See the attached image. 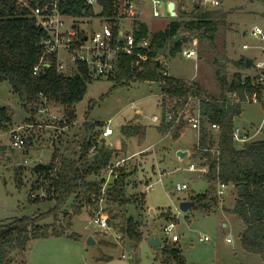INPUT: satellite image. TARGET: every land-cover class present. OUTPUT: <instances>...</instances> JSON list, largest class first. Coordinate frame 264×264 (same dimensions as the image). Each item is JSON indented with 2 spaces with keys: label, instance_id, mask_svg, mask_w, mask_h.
<instances>
[{
  "label": "rangeland",
  "instance_id": "374dc122",
  "mask_svg": "<svg viewBox=\"0 0 264 264\" xmlns=\"http://www.w3.org/2000/svg\"><path fill=\"white\" fill-rule=\"evenodd\" d=\"M168 1L164 0L165 15L156 17L150 6H145L147 14L141 17L151 32L165 30L172 21L177 19L169 14ZM215 5L212 0H178L179 9L182 5L190 10V18H199L204 12L217 14L227 13L226 16H214L219 21V30L216 34V46L220 53L221 62L226 61L230 80L235 74H255L253 66L239 65L236 62L242 58L264 60V54L258 46L263 43L251 35L255 26L264 28V1L263 0H220ZM200 4V5H199ZM97 11L100 3L95 5ZM193 10H196L193 12ZM193 12V13H192ZM102 21L95 17L90 24L82 23L89 30L99 28ZM131 21H127V28ZM251 47L244 49V44ZM187 46L196 47L198 58H188L182 52L166 59L169 75L175 78L194 79L202 88L217 97L222 96L220 81L216 72L215 54L211 46L199 38H194ZM65 55V53L63 52ZM202 56V57H201ZM226 57L228 60L222 59ZM257 58V59H256ZM143 68V65L139 67ZM116 79L94 77L88 81V90L83 100L76 105H66L55 102L46 97H39L36 109L28 112L22 104L12 84L5 80L0 82V107L7 106L14 112L13 121L8 129L0 126V221H10L26 214H39L54 207L56 200L46 195L43 180L38 182L39 176L32 168L40 162L52 161L53 153L70 157H80L84 144L92 140V147L88 149L89 158L107 145L103 138L104 127L108 126V145L116 150L108 168L99 172V178L104 177V191L114 182L116 176L112 174V166L124 168L128 174L127 193L130 203L126 205L129 215H133L141 226L140 230L149 237L143 240L135 249L134 241L129 235L119 232L114 226L102 229L93 219L100 211L108 215L110 208L104 196L100 199V207L94 210L86 205L80 215H73V204L78 203L76 196L71 197L62 206L63 213L54 220L48 218L41 223H54L66 235L50 239H41L31 243L26 251L15 250L12 254V264H28L26 256H122L126 254L131 264H148L154 258L163 256L162 248H156L150 243L153 236L160 237L161 241L176 244L182 249L183 255L190 264H264L261 255L246 251L241 242L240 233L244 225L238 215L226 211L233 207L238 195L233 185H228L226 194L219 197V209L212 213L191 208L182 211L180 204L192 195L205 192L209 183L199 172L189 171V165L199 163L192 156L181 159L178 156V147L188 148L195 153L199 140L198 131L184 129L178 139L172 133H159L158 124L162 120L160 106L162 86L158 81H134L130 85L114 87ZM242 112L237 118V124L246 126L255 136V140L264 138V105L261 102H246L242 104ZM76 107L77 117L68 122L67 111ZM44 108L45 111L40 109ZM141 122L148 126L147 138L141 142L137 137L128 140V147H122L123 134L121 127L127 123ZM140 123V124H141ZM18 131L26 140L23 147H15L12 143L13 134ZM140 143V144H139ZM148 146L144 150L140 145ZM19 166L24 181L22 189L17 187L15 175ZM162 172V173H159ZM152 177V178H151ZM161 177V178H160ZM151 178V179H150ZM154 181L152 189L146 191L148 204L155 209L152 213L145 201V188ZM153 179V180H152ZM178 183H188L189 189L178 191ZM41 186L38 187V185ZM191 200V199H190ZM113 206L112 204H109ZM137 206H143L140 210ZM123 208L115 207V210ZM143 210L145 211L143 213ZM149 210V211H148ZM122 211V209H121ZM171 214L166 218L165 215ZM176 222L171 234H167L165 226ZM228 223V226H224ZM79 236L73 237L70 234ZM177 234L178 242L173 240ZM201 235H208L209 240L202 241ZM94 238L95 243L89 240ZM227 238H232L228 241ZM87 253H86V248ZM36 264H44L36 261Z\"/></svg>",
  "mask_w": 264,
  "mask_h": 264
},
{
  "label": "trees",
  "instance_id": "16d2710c",
  "mask_svg": "<svg viewBox=\"0 0 264 264\" xmlns=\"http://www.w3.org/2000/svg\"><path fill=\"white\" fill-rule=\"evenodd\" d=\"M102 6L100 16H114L113 0H99ZM200 5V4H199ZM64 11L74 16H93L97 13L93 5L86 0H67ZM196 10H193L195 12ZM192 12V13H193ZM190 10L182 8L179 17L172 21L163 31L150 34L151 50L149 60L142 63L140 69L133 64V57L123 54L117 64L114 87L130 85L134 81H158L162 86L164 99L163 119L158 129L162 133L170 132L178 139L184 129L189 128L186 123L173 127V121L164 117L168 95L184 96L188 94L199 95L204 98L202 113L203 127L199 133V140L195 147L194 157L200 164L208 165L209 172L205 174L209 187L205 192L191 196L194 201L192 208L204 213H212L219 209L217 194L219 183L233 185L238 195L233 207L226 211L236 214L241 219L244 230L241 233L242 246L246 251L261 255L264 261V138L251 140L239 145L233 138V130L237 125V118L242 112V104L227 105L218 100L194 79L175 78L163 73L164 65L158 58L176 56L182 48L190 44L194 38L207 42L216 60V72L220 81L222 95L228 91L238 90L245 96V89L249 84L250 93L254 92L250 85L251 78L247 79V86L242 83V74H235L230 80L226 61L221 62L222 55L216 46V34L219 30V21L210 12H204L199 18H190ZM98 15V14H97ZM226 16L221 13L219 16ZM141 31L138 36H147L149 27L140 22ZM45 31L37 24L32 15V5H23L18 0H0V82L8 80L22 101L28 112L36 109L40 95L49 100L60 102L69 106L76 105L84 99L88 90L90 77L86 67L81 66V73L69 75L59 70L57 60L53 59L50 68L35 73L34 68L42 55L41 40ZM181 34L179 42L175 38ZM224 60H228L225 56ZM242 58L236 63L246 65ZM165 96V97H164ZM14 112L7 106L0 107V126L8 129L13 121ZM77 117L76 107L68 109L67 119L72 122ZM207 124L217 123L218 130H212ZM122 147H128V140L137 137L141 142L147 138L148 126L138 123L122 125ZM92 140L84 144L80 157H70L60 154L58 150L53 153L49 163H37L32 171L39 176L38 182L44 181L43 188L49 199L56 200L54 207L39 214H26L10 221H0V264H12L13 252L29 247L31 241L51 236L66 234L56 227L54 223H41L50 217L57 220L63 213L62 206L76 196L78 203H74L73 215H80L86 205L95 211L100 207V199L104 196L110 208L109 226H114L134 241L135 249L143 241L144 234L140 230V222L129 213L126 205L131 201L127 193L128 174L124 168L118 169V176L113 184L104 191L105 178H99V172L111 165L116 150L103 145V147L89 158L88 149L92 147ZM22 166L15 175L17 187L22 189L24 181L21 174ZM243 184L237 187L236 184ZM41 184L38 185V187ZM112 204L113 206L109 205ZM122 206V211L115 207ZM143 206H137L141 212ZM170 213L165 215L170 217ZM78 237V234H70ZM161 264H190L183 255L182 249L176 244L164 241L160 250ZM109 259L100 256L99 260ZM138 264V263H137Z\"/></svg>",
  "mask_w": 264,
  "mask_h": 264
},
{
  "label": "built area",
  "instance_id": "2783aa9c",
  "mask_svg": "<svg viewBox=\"0 0 264 264\" xmlns=\"http://www.w3.org/2000/svg\"><path fill=\"white\" fill-rule=\"evenodd\" d=\"M23 5H32V15L36 19L37 24L45 31L41 40L42 55L39 63L34 68L35 73L50 68L53 59L57 60L60 71L75 75L81 73V66H85L90 77H107L111 78L116 75L117 64L121 55L126 54L133 57V64L141 66L142 63L149 60V51L151 50V32L147 36H138L141 31V17L147 14L145 6H150L154 16H164L163 3L164 0H113L114 16H100L99 11L93 16H74L64 11V5L67 0H18ZM178 0L168 1L169 14L172 17H179L180 10L187 8L182 5L179 9ZM264 1V0H263ZM88 5H95L99 0H86ZM174 3V8L170 11V4ZM215 5H220V0H212ZM96 9V8H95ZM174 11V13H172ZM98 14V15H97ZM98 17L102 23L99 28L89 30L83 27L82 23L90 24L91 20ZM131 21V26L127 28V21ZM145 23V22H143ZM149 27V26H148ZM251 35L258 38L263 45L261 53L264 54V28L255 26L251 30ZM251 45L246 43L244 49L250 48ZM65 53V55L63 54ZM184 56L188 58H198L199 52L196 47L184 46L182 51ZM257 59V58H256ZM164 65L163 73L169 75L167 69L166 58H158ZM253 67L257 69L255 74L242 75V83L247 86V79L251 78L250 85L254 92L250 93L249 84L245 89V96L240 94L238 90L228 91L225 95L218 97V100L227 105L244 104L246 102H261L264 105V60H254ZM166 101V109L164 117L167 121H173V127L183 122L189 128L200 133L205 119L202 113V103L204 98L199 95L188 94L184 96H174L170 98L168 95ZM44 97V95H40ZM165 97V96H164ZM161 105H164L162 96ZM45 111L44 108L40 109ZM205 125L212 129L218 130L219 125L212 123ZM107 128L104 133L108 134ZM255 133L247 130L245 125L237 124L233 130V138L239 145L254 140L252 137ZM13 146L23 147L26 140L22 134L16 131L12 138ZM112 174L118 176L117 165L112 166ZM188 169L190 171H198L205 175L209 172L208 165L192 162ZM154 183L147 184V190L151 189ZM188 183H178L175 189L178 191L189 189ZM228 184L219 183L217 194L222 197L226 194ZM102 229H108L109 217L101 211L96 214L93 219ZM176 222H171L165 226L167 234H171ZM180 237L173 234V240L178 241ZM202 241L209 240L208 235H201ZM232 241V238H227Z\"/></svg>",
  "mask_w": 264,
  "mask_h": 264
},
{
  "label": "crops",
  "instance_id": "0c3cea01",
  "mask_svg": "<svg viewBox=\"0 0 264 264\" xmlns=\"http://www.w3.org/2000/svg\"><path fill=\"white\" fill-rule=\"evenodd\" d=\"M251 1H255V0H251ZM200 57V56H199ZM202 57V56H201ZM252 67V66H251ZM162 96H163V93L161 94V99H162ZM160 106H161V109H162V119H163V108H162V105H161V101H160ZM161 122H162V120H161ZM135 123V122H134ZM141 122H138V124H140ZM142 124V123H141ZM161 124V123H160ZM248 124H249V122H248ZM159 125V124H158ZM244 125H245V123H244ZM108 126L109 125H107V126H105L104 127V129L106 130L107 128H108ZM245 126H247V125H245ZM159 133L162 135V138H163V134L159 131ZM104 139H105V142L107 143V146L108 147H111L110 145H108V139H109V136H108V134L106 133L105 135H104V137H103ZM133 138V137H132ZM121 141H122V139H121ZM140 144V143H139ZM143 145H140V147H139V149H137V150H144V149H146V148H148L149 149V147L148 146H145L144 144L145 143H142ZM121 145V144H120ZM120 145L118 146V148H121L120 147ZM177 150L179 151V150H189L190 151V155L189 156H192V157H194V153H193V155H192V151L190 150V149H188V148H184V147H178L177 148ZM186 158V157H185ZM195 158V157H194ZM195 159H197V158H195ZM198 160V159H197ZM200 163V162H199ZM190 171V170H189ZM192 172H197L198 173V171H192ZM159 173H162V172H159ZM200 173V172H199ZM199 176L200 177H202V176H204L203 174H199ZM152 178V177H151ZM150 178V179H151ZM161 178V177H160ZM150 179H149V181L147 180V182H149L150 183ZM153 180V179H152ZM151 182H153L154 183V181H151ZM154 185H155V183H154ZM154 187V186H153ZM152 187V188H153ZM151 188V189H152ZM142 191H144L145 192V195H144V201H145V203H146V205H147V207H148V209L149 210H151L152 211V213H156V211H155V209L154 208H152L149 204H148V202H147V199H146V191H147V186H146V190H145V188H143L142 187ZM193 196V195H192ZM191 198V197H190ZM190 198L189 199H187V200H190ZM148 210V211H149ZM145 211L143 210V213H144ZM224 226H228V223H224ZM242 233V232H241ZM240 233V234H241ZM66 234H64V235H60V236H51V237H49V238H45V239H50V238H52V237H56V238H59V237H62V236H65ZM79 236V235H78ZM149 237H147V236H145V234H144V238H143V240L145 241V240H147ZM240 238H241V235H240ZM44 239V238H43ZM37 240H41V239H36V240H33V241H31L30 242V244H29V247H31L30 245H31V243H33V242H35V241H37ZM179 241V240H178ZM178 241H176V242H178ZM86 248V247H85ZM87 248H86V253H87ZM99 258H100V256H69V255H66V256H48V255H46V256H28V259H27V256H26V261H27V263L28 264H36V261L38 260V261H40V262H42V263H44V264H131L129 261H125L127 258H128V256H126V254H123L122 256H108V258L109 259H105V260H99ZM148 264H161V257H159V259L157 258V257H155L154 258V262H149Z\"/></svg>",
  "mask_w": 264,
  "mask_h": 264
},
{
  "label": "water",
  "instance_id": "95a60500",
  "mask_svg": "<svg viewBox=\"0 0 264 264\" xmlns=\"http://www.w3.org/2000/svg\"><path fill=\"white\" fill-rule=\"evenodd\" d=\"M175 4L172 2L170 4V11L174 8ZM185 10L188 11L187 8H185ZM172 13H174V11H172ZM181 38V34H178V36L175 38V42H179ZM254 65V59L252 58H247L246 59V67L247 68H250L251 66ZM245 125H248V122H245ZM190 155V151L189 150H179L178 151V156L181 158V159H184L185 157L189 156ZM40 163H43V162H40ZM243 184L241 183H237L236 186L237 187H240L242 186ZM194 205V201L193 200H184L181 202L180 204V209L182 211H188L190 210ZM94 238L91 237V239L89 240L90 242L92 243H95V240H93ZM150 243H152L156 248H163L164 246V243L161 241L160 237L158 236H153L150 238Z\"/></svg>",
  "mask_w": 264,
  "mask_h": 264
}]
</instances>
